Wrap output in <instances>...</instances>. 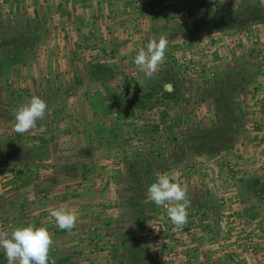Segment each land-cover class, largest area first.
I'll return each mask as SVG.
<instances>
[{"label": "rangeland", "instance_id": "374dc122", "mask_svg": "<svg viewBox=\"0 0 264 264\" xmlns=\"http://www.w3.org/2000/svg\"><path fill=\"white\" fill-rule=\"evenodd\" d=\"M119 16L138 50L168 39L151 77ZM32 96L48 112L15 133ZM165 172L187 189L183 231L147 198ZM29 224L55 264H264V0H0V232Z\"/></svg>", "mask_w": 264, "mask_h": 264}, {"label": "clouds", "instance_id": "9594fccd", "mask_svg": "<svg viewBox=\"0 0 264 264\" xmlns=\"http://www.w3.org/2000/svg\"><path fill=\"white\" fill-rule=\"evenodd\" d=\"M169 41L164 35L151 38L145 47H141L134 57L133 63L145 75H154L166 57ZM165 91H172L170 83L164 84ZM48 105L38 96H32L26 103L15 111L13 131L18 134L30 133L37 130V122L45 118ZM43 132V127L39 128ZM210 190L214 189L208 183ZM147 198L156 206L167 211L171 223L178 230L183 231L188 223L187 209L190 206L187 189L178 182L175 173H158L155 182L147 188ZM57 227L64 231H71L77 226L78 214L65 207L50 210ZM54 244L53 237L46 227H36L33 224L12 228L10 234L0 232V249L5 253L7 264H55L50 256Z\"/></svg>", "mask_w": 264, "mask_h": 264}, {"label": "crops", "instance_id": "0c3cea01", "mask_svg": "<svg viewBox=\"0 0 264 264\" xmlns=\"http://www.w3.org/2000/svg\"><path fill=\"white\" fill-rule=\"evenodd\" d=\"M74 9H69V10H67V12H70V13H79V11H77V10L75 11ZM136 11L137 12L138 11L141 12V10H137V9H136ZM84 12H86V11L84 10ZM117 14H120V13L118 12ZM121 19H123V18H121V16H119L118 19H117L118 20L117 21L118 22L117 25L119 27V32L121 31V34H122L121 39L124 40V42H122V40H121V42H122V44H124L123 45L124 47H127V50H129V51L131 50L130 53H127L129 59H131V58H134L137 55L136 53L138 52V48H136V47H138V45H140L137 42L136 39H138V38L136 37V34L134 33V28H135V24L136 23L132 24V22H133L132 20H128V22H124V20H121ZM87 21H90V20H87ZM70 23L71 24L73 23L72 24L73 27L74 26L75 27H80V26L81 27H85V26H87V24L85 22V18L78 17V16L77 17H73L72 16ZM128 36H129V39H128ZM126 38H127V40H126ZM122 56H125V54H122Z\"/></svg>", "mask_w": 264, "mask_h": 264}]
</instances>
